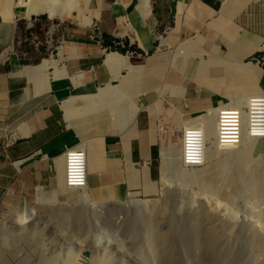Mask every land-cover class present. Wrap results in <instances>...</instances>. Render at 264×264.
Returning <instances> with one entry per match:
<instances>
[{
  "label": "crops",
  "instance_id": "1",
  "mask_svg": "<svg viewBox=\"0 0 264 264\" xmlns=\"http://www.w3.org/2000/svg\"><path fill=\"white\" fill-rule=\"evenodd\" d=\"M146 1L83 0L86 8L83 7L84 3L80 7L92 17L91 23L84 27L75 22H62L60 27L63 43L77 51V55L69 52L63 54L62 62L67 70L73 75L93 72L96 87L105 86L108 82H120L112 80V74L105 66L108 51L103 42L109 38L124 41L129 47L146 55L158 43L155 35L159 32L164 39L174 35L177 40L173 44L167 42L164 45L159 41L156 51H153L155 54L145 57V65L138 66L146 67L147 70L142 72L161 76L169 66L168 62L164 67L158 66V63L164 64L166 60L165 56L160 55H168L166 57L171 61L172 54L181 48V51L193 59L191 62L195 68L194 77L186 79L185 106L199 110L198 101H202L203 106H208L229 99L223 90L237 85L241 78L232 63H247L262 50L264 0ZM87 27L90 29L83 30ZM15 28L17 24L0 22V58L4 53H9L6 47L15 39ZM176 30L178 35L175 34ZM92 31L102 36V44L91 38ZM28 34L31 35L32 32L29 31ZM25 41L26 45L35 44V39L31 40V37L30 40L26 37ZM214 47L217 51L213 50ZM191 48L197 49L194 51ZM131 51L135 52L129 50V54ZM159 52L161 53L157 54ZM9 55L4 62L0 61V196L8 189L11 196L20 194L15 188L11 189L13 182L20 176V180L27 183L23 192L29 194L30 189L35 192L32 199L28 194L24 196L21 193L22 205L31 204L35 197H39L37 195L42 192L43 187L48 189L46 192L55 190L61 199L67 198L66 192L60 193L58 186L59 178L62 179L61 188H66L62 168L65 167L64 153L67 149L82 144L87 153L86 188L91 190L92 195L97 193V198L94 197L96 201L123 199L133 192L142 197L158 193L160 146L156 128L144 125L138 117L135 123L124 128L121 133L100 134L93 117H78L69 121L61 107L63 99H57L49 91L41 92L37 89L40 82L38 77L28 75L25 70L29 68L21 65L16 58L13 59L11 50ZM130 55L127 56L131 58ZM219 59L226 62L225 75L216 78L209 76L210 80L216 81L212 85L208 83V86L195 81L199 71L203 69L202 64H211ZM153 60L159 61L155 64ZM218 70L220 69L214 68L210 74L214 75ZM122 74L127 73L122 71ZM223 78H230V82L229 79L224 82ZM263 81L264 72L261 69L254 80L260 89L258 94L264 92ZM70 89L73 91L75 86ZM67 136L70 137L65 138ZM22 183H18L17 189L21 188Z\"/></svg>",
  "mask_w": 264,
  "mask_h": 264
},
{
  "label": "rangeland",
  "instance_id": "2",
  "mask_svg": "<svg viewBox=\"0 0 264 264\" xmlns=\"http://www.w3.org/2000/svg\"><path fill=\"white\" fill-rule=\"evenodd\" d=\"M16 1L17 0H1L0 22H9L11 25L17 24V28H15L13 34L15 39L11 45L6 48H8L9 53L10 50L13 53V59L16 58V61L18 60L21 65L29 68L25 70L28 75L42 77L40 80L41 83L39 82L38 84L39 87L42 82H50L52 80L55 69H67L62 62L63 59L60 58L59 51L62 48L63 54L65 52L71 53L72 48L70 46L68 47L67 43H63L64 38L60 29L63 25L62 22L65 24L68 22H75L77 25L84 27L85 25L70 18H65L64 20L50 19L46 14L33 16L30 20L22 17L17 18L15 15H9L8 13L10 7ZM74 28L77 29V27ZM89 29V27L83 28V30L86 31ZM29 31L32 32L31 35L28 34ZM176 33L177 30L175 31V34ZM26 37H28L29 40L30 37L31 40L37 38L36 42L39 41L40 44H33L31 46L26 45V41L24 42ZM175 40H177V37L173 35L172 38H165L161 45L167 42L173 44ZM158 43L154 46V52L158 47ZM215 48L216 47L213 49L214 51ZM179 50H181V48ZM107 51L112 52L116 50L108 49ZM153 51L146 55L140 52H135L131 55L126 52V54L122 55H130L131 64L140 66L145 65V57L147 58L155 54ZM160 53L161 52L157 54ZM160 56H165L166 60H164V64L158 63V66L164 67L167 62L169 64L168 55ZM59 58L61 61H59ZM192 60L193 59L188 56L185 57V60L181 59L178 63L183 74L193 70L191 65H189L190 68L184 69V66H187ZM51 61H53V63H51ZM248 61L259 66L264 72V49ZM17 63L18 62H16V64ZM17 68H19V64H17ZM165 69L164 71L167 73L168 68L166 67ZM68 73L73 75L70 70ZM165 73L161 76L163 77ZM171 74H173L172 71ZM167 78L163 81L160 79L159 82L153 84H146V86H151L155 89L147 95L145 101L151 105L156 102L159 103L155 107H152L154 112L151 111V107H145L139 113L138 117L139 121H142L144 125L156 128L157 133L160 126L164 127V130L171 132L172 138L174 137L173 140H177L179 136L178 127L176 125L178 114L173 110V105L182 112L184 121H187L201 114L203 111L202 109H211L218 105H224L229 100H220L208 106H203L202 101H198L199 110H196V108L191 109L185 106V99L172 96L173 94L168 89L169 86H165L168 81L170 82ZM112 80L118 79L112 76ZM165 81L167 83H165ZM186 84L185 80L183 82L185 88ZM109 85L119 86L120 82L114 84L109 83ZM71 86H75V89L78 87L75 84H71L69 85V89ZM162 86L166 91L162 89ZM103 87L104 86H97V88ZM148 97H150V102L147 101ZM64 100L65 99H63V101ZM168 101L173 105L168 104ZM141 102L142 98H138V104H141ZM162 103L166 104V108H168L167 110L165 109L166 111L163 110V112L160 111L163 109ZM119 113L121 115L127 113V107L122 106L119 109ZM111 121L112 118L106 115V117L104 116L102 120L96 123L100 134H106V132L117 133L113 128H110L112 127L110 125L112 124ZM131 124H133V120L128 122L129 126ZM125 125L124 122H119L118 130H122L119 133L126 129L125 127L128 125ZM158 143L160 145L159 141ZM257 155L261 156V154ZM257 155L256 157H258ZM225 156V154L210 156L206 159V163L203 167L188 168L185 174L193 172L197 174V172L203 170V168H207V165H209V170H213L217 165V161ZM160 160L159 158L158 167L160 176L158 193L156 192L149 196L144 195L142 198H157L160 202L164 201V208L158 216L153 217L151 221L149 220V222L146 223L147 226L143 225L141 227V225H137L140 229L136 235L129 234V232H127V226L122 224L127 220L135 218L134 210L132 209V211L126 213L122 209L112 210V208H116V206H122L121 203L118 204L112 199L104 202V206L107 209L103 210L99 215H93L90 216V218L88 215L87 217H83L84 214H82L80 210L84 205L70 204L64 207V209L67 208V210H63L62 212L67 213L71 209L80 211L81 214L77 220L62 221L60 215L54 216L48 214L47 217L44 215L38 220L41 233H22L23 235L11 233L6 234L3 240L1 236L2 228L12 230L11 228L14 226L12 217H14L17 210L22 206L21 195L27 196L28 194V192L27 194L23 192L26 181L20 180L19 176L11 185V189L15 188V190H18L19 193L22 194L11 196L8 194V189L0 196V249L2 248V250H0V264H42L45 261L51 264H63L64 260V262H73V255L79 251V245L83 244L90 246L94 244L95 239L99 236L105 237L106 240L112 244V247L108 249L107 253V258L109 260L108 264H264V248H260L256 245V238L253 237L250 232L251 230L244 227L251 222L250 226L252 228L254 219L257 218V216H262L261 218H264V196H262L263 194L259 191L255 190V192H257L255 193L254 190H251L253 186H257V182L255 181L258 179L256 168L254 169L256 164L253 163L252 159L247 156H242L240 160L238 159L232 165L225 166L223 170L221 169L215 177V182L217 183L216 190L208 189L204 185L203 180H199L197 176H195L196 178L191 177V179L190 177L179 178V175L173 176V189H171L169 193L166 192V195L165 193L161 194V183L162 177L167 175L166 173L168 170L161 164ZM254 171L255 173H253ZM20 181L23 183L21 184V188L17 189V185ZM27 186H29V184ZM226 187L227 190H230L229 194L231 196L222 195L221 192ZM41 190L42 192L37 196L41 197L43 200L57 197V192L55 190H53V192H46L48 190L46 187L41 188ZM30 191L28 197H34L35 192L32 189H30ZM127 198H130V196L122 200H126ZM214 203L216 205H214ZM210 206L216 207V210L222 215V221L224 223L223 228L219 229L216 223L207 218L206 215L199 217L201 212L199 210H201V208L208 209ZM116 215L118 218H116ZM151 226L155 230L151 228ZM155 231H157L156 234L153 233ZM157 234H162V236H164L166 241L164 246L168 251V253L167 251L166 253L172 255L173 260L162 258L163 255L156 242ZM100 252L101 256L103 252ZM91 256L94 257L97 256V254L88 249H83L82 255L77 258L78 261L76 264H91L93 260ZM95 259L98 258L96 257Z\"/></svg>",
  "mask_w": 264,
  "mask_h": 264
},
{
  "label": "bare ground",
  "instance_id": "3",
  "mask_svg": "<svg viewBox=\"0 0 264 264\" xmlns=\"http://www.w3.org/2000/svg\"><path fill=\"white\" fill-rule=\"evenodd\" d=\"M143 1L145 2L146 0H143ZM81 3L82 4L84 3L83 0H17L10 7L8 13L9 15H15L17 18L22 17L27 20H30L33 15L46 14V16H48V18L50 19L64 20L65 18H70V19L79 21L80 24L82 25H89L91 23L92 17L89 14H87L83 9H81L80 7L82 5ZM0 5H1V0H0ZM83 7L86 8L85 3L83 4ZM182 11L183 9L181 8V12ZM159 41H160V44H162V42L164 41V38L161 36L159 38ZM261 48L264 49V44L261 46ZM195 49L193 50L196 51ZM181 50H178L176 53L172 54V59L170 58L171 61H169V64H168V66L170 67L168 68V72L165 73L163 77L153 76L151 74L142 72V71L147 70L146 67L134 66L131 64L130 58L128 56H124L120 54L119 52L112 51V52H108L106 55L105 66L109 68L112 76L120 80L121 85L110 86L109 85L110 82H108L107 84H105L103 88H97L93 84L95 80V75L93 72H79L75 75H70L67 69L60 68V69H55V71L53 70L54 76L50 82H42V84L37 89H39L41 92L49 91L52 94H54V96H56L57 99H65L64 101H62L61 107H63L65 114H66V118L69 121H72L73 119H77L78 117H85V116L89 117L90 116V117H93L97 123L99 120H102L104 116L106 117V115H108L112 118V121H111L112 124H110L112 127L110 128H113L117 133H119L121 131V130H118V124L120 121L124 122L126 125H128V122L130 120H133V123H135L139 113L145 107H148V108L151 107V111L154 112L152 110V107H155L159 103V102H156L153 105H151L150 103H147L145 101L147 95L150 94L149 92L155 89L154 87L146 86V84H153V83L159 82L160 79H162L163 81L169 76L167 79L170 80V82L168 81L169 83L168 84L165 81V83H167V85L165 86L166 87L169 86L168 89L173 94L172 96L180 98V99H185L186 89L183 86V82L186 79H189V78L192 79L194 77L195 68H193L194 63L190 62L188 63L187 66H184V69L190 68L189 65H191V68H193V70L189 71L186 74L182 73V70L179 68L178 63L180 62L181 59L185 60V57H188V55L185 54V52ZM215 51H217L216 48H215ZM71 53L77 55V51L74 49H72ZM59 55H60V58L62 59L63 58L62 48L59 51ZM221 55H222L221 53H218L219 57H222ZM61 59L59 61H61ZM158 61L159 60H153V63L157 64ZM51 63H53V61H51ZM225 63L226 62L223 59L222 60L219 59L211 64H202L201 67H203V69L202 71H199V75L198 77L195 78V81L203 85L206 84L207 86H208V83L212 85L213 84L212 82H215L216 79L210 80L209 76L212 78L214 76L216 78L218 76L220 77V76L225 75L227 73V71H225V65H226ZM232 65L235 66V68H237L238 73L241 74L240 75L241 78L238 79L239 80L238 82L236 81L237 85H234L232 87L229 86L228 88H226L227 91L223 90L225 95H227L226 97L229 98L228 102H226L224 105H221L219 107L216 106V107H212L211 109H209L210 110L208 112L209 115L201 113L195 117H192L191 119H188L187 121H184V116L182 112L179 111V109L175 105H173L171 102L169 101L167 102L168 104L173 105L172 107L173 110L178 114L176 125L178 127L179 136L177 140H173L174 137L172 138L171 132L164 130V127L162 126H160V128L158 129L159 142H160V145H159L160 146V159H161L160 161H161V164L164 165L168 170L166 173L167 175L162 174L164 176L162 177L161 194L165 193L166 195V192L169 193V191L173 189L174 184L172 182V179H173V176H177V175H179L178 176L179 178L190 177V179L191 177L196 178L195 176H197V178L199 177L198 178L199 180L200 179L203 180L204 185L208 189L216 190L217 183L215 182V177L218 175V172L221 169L223 170L225 166L232 165L238 159L240 160V157L247 156V157H250L253 163L256 164V167H254V169L256 168L255 170L257 171L256 173L258 174L257 176L258 179H256L255 181L257 182L256 183L257 186L256 185H255L256 187L253 186L251 190L252 191L254 190V192L255 190L259 191L261 194H263L262 196H264V138L253 139V138L247 137V138H243L240 143H236V142L228 143V142H222V141H230V140H221L220 138L221 136L217 134V130H216V117L214 116V113H219L220 111L227 108V106H229L231 107V109L235 108L238 114L241 117L243 116L244 118L246 115L245 109L247 105L249 104L250 97L256 96L259 94H264V92H261L258 94V91H260V89L257 87V84H255L254 82L255 78L259 76L261 72V69L256 64H252L250 62L245 63V62L237 61V62H233ZM214 68L216 69L219 68L220 70H218V72L215 73L214 75L213 74L211 75L210 73H212V70ZM122 71H126L127 74L123 75ZM171 71L173 74H171ZM223 79H224L223 80L224 82H226L228 79L230 82V78H227V79L223 78ZM71 84H75L78 87L72 91L69 89V85ZM211 85H209V87ZM263 86H264V82H263ZM162 89H163V86H162ZM164 93H167V92H164ZM253 93L254 94L257 93V94L252 95ZM138 98L140 99L142 98L141 104H138ZM122 106L127 107V113L123 115L119 113V109ZM162 106H163V109L160 110L161 112H163V110L166 111L168 109L166 108L167 106L166 104L162 103ZM190 124L192 125L207 124L209 126L208 145L206 148V159L209 158L210 156H220L222 154L226 155L224 158L219 159L217 161V165L213 168V170L212 169L209 170L208 168L209 165H207V168L206 167L203 168V170L197 172V174H195L196 172L185 174L187 173V169L181 166V162H180L181 153H182V132H183V128ZM85 125L84 127L86 129ZM128 127L129 125L127 126V128ZM88 129L87 131H89ZM68 137L70 136H67L65 138H68ZM73 137L74 136H72V138ZM257 154H261V156ZM256 155L258 157H256ZM60 172H62L63 174V171H60ZM253 173H255V171ZM58 180H59L58 181L59 182L58 184L59 192L60 193H62L63 191L66 192L67 198L61 199L57 193L56 198H53V199L50 198L47 200H43L41 197H35V200L31 202V204L22 205L17 210L14 217H12L13 218L12 223L14 225L11 228L12 230L2 228L1 236L3 237V240L6 234H11V233H18V235L22 233H25V234L41 233V229H39V226H38L39 225L38 220L41 218V216H44V215L45 217H47L48 214H51L54 216L60 215L62 218V221H70L73 219L77 220L81 212L82 214H84L83 217L85 216L87 217L88 215L90 218V216L97 215V214L99 215V213H102L103 210L107 209L104 206L105 205L104 202H99L95 200L97 198L95 196L97 193L96 194L94 193L95 195H92L91 190L90 189L87 190L86 187L81 190H77L76 188H65L64 187L65 188L64 190L61 188L62 179L58 178ZM96 192H98V190ZM229 192L230 190H227V187H226L225 189L222 190L221 193L222 195L231 196ZM115 201L118 204L121 203L122 206L121 207L116 206V208H112V210L122 209L125 211V213L132 211V209L134 210L135 218L132 220H127L122 223L123 225L127 226V229H128L127 232H129V234H132V235L133 234L136 235L137 232L139 231L140 227L138 228L137 225L139 226L141 225L142 227L143 225H146V223L149 222V220L151 221L153 217L158 216L161 210L164 208V203H165L164 201L160 202L157 198H142V196L136 192L131 193L130 198H127L126 200L116 199ZM70 204H80V205H84V207L80 210L81 212L75 209H71L67 213L62 212L63 210H67V208L64 209V207H67ZM214 205L216 204L214 203ZM199 211H201L199 214V217L200 216L203 217L204 215H206L207 218H209L211 221H214L216 223V226L219 229L223 228L224 226V223L222 221L223 218H222V215H220V213L218 212V210H216V207L210 206L208 209L201 208V210ZM117 215H116V218H118ZM261 217L262 216H257V218L254 219L252 228L250 226L251 222L248 223L244 227L251 230L250 232L252 233L253 237L256 238L255 239L257 243L256 245H258L260 248H264V218H261ZM151 228L153 227L151 226ZM153 233L156 234L157 231ZM156 238L158 240V241L156 240L157 246H159L161 253L164 256V257L162 256V258L166 260H173V256L167 254L168 253V251L166 250L167 248L164 246L166 242L164 236H162V234L161 235L157 234ZM111 245L112 244H110L109 241L106 240L105 237L99 236L95 239L94 244L90 246L80 244L79 251L73 255L74 261L64 262L65 261L64 260L63 264H76L78 261L77 258L82 255L83 249H88L89 251L97 254V256H94V257L91 256V258H93V260L91 261L92 262L91 264H108L109 260L107 258L108 256L107 253H108V249L112 247ZM0 250H2V248ZM100 251L103 252L101 256H100V253H101ZM96 257L98 259H95ZM42 264H51V263L45 261Z\"/></svg>",
  "mask_w": 264,
  "mask_h": 264
},
{
  "label": "built area",
  "instance_id": "4",
  "mask_svg": "<svg viewBox=\"0 0 264 264\" xmlns=\"http://www.w3.org/2000/svg\"><path fill=\"white\" fill-rule=\"evenodd\" d=\"M162 33L157 32L155 39L159 41ZM91 38L96 39L99 44L102 36L92 31ZM39 45L40 42H36ZM48 40V39H47ZM114 46L125 47L124 41H113ZM129 47V45H128ZM107 50L111 48L107 47ZM129 54V51L127 52ZM131 52L130 54H134ZM260 104V105H259ZM221 105H218L219 107ZM209 109L202 111V114L209 115ZM246 115L241 117L237 110L227 106L216 117V130L222 142L240 143L243 138L261 139L264 138V94L251 96L247 105ZM209 126L207 124H190L183 128L182 132V153L181 166L186 169L199 168L205 164L206 148L208 145ZM64 181L66 188L81 190L87 186V153L83 145L69 148L64 153Z\"/></svg>",
  "mask_w": 264,
  "mask_h": 264
},
{
  "label": "trees",
  "instance_id": "5",
  "mask_svg": "<svg viewBox=\"0 0 264 264\" xmlns=\"http://www.w3.org/2000/svg\"><path fill=\"white\" fill-rule=\"evenodd\" d=\"M113 41H115L114 39L109 38L108 41H104L103 42V46L104 47H110L111 50H116L117 52L121 53V54H126L127 51L129 50H134L135 52H139L138 50H135L133 47H128V43L125 42V47L122 48L120 46H114L113 45ZM10 57L9 53L6 52L2 55V57L0 58V61L4 62L5 60H7ZM42 77L38 76V80H41Z\"/></svg>",
  "mask_w": 264,
  "mask_h": 264
}]
</instances>
